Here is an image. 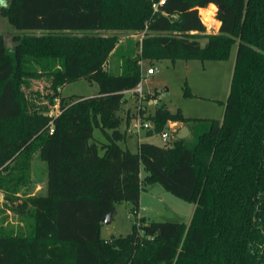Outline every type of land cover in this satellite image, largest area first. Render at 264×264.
Masks as SVG:
<instances>
[{"label":"trees","instance_id":"1","mask_svg":"<svg viewBox=\"0 0 264 264\" xmlns=\"http://www.w3.org/2000/svg\"><path fill=\"white\" fill-rule=\"evenodd\" d=\"M157 1L8 0L0 8L14 32L10 44L0 34V192L23 225L0 227V264H264V0H165L154 11ZM209 5L220 23L212 34L202 16ZM143 31L124 44L115 34ZM233 45L221 121L158 102L145 136L174 122L191 138L141 141L136 152L119 145L131 119L120 116L125 95L144 79V62L222 61ZM112 54L117 74L106 68ZM79 79L96 83L97 95L62 97L60 88ZM34 153L47 176L44 192L30 194ZM155 183L194 204L190 222L136 219L127 235L103 239L102 218L115 204L136 209Z\"/></svg>","mask_w":264,"mask_h":264},{"label":"rangeland","instance_id":"2","mask_svg":"<svg viewBox=\"0 0 264 264\" xmlns=\"http://www.w3.org/2000/svg\"><path fill=\"white\" fill-rule=\"evenodd\" d=\"M8 0H3L1 6H5ZM216 7V6H215ZM217 9V7H216ZM201 12V11H200ZM216 12V11H215ZM214 12V15H215ZM214 15L212 18L215 20ZM201 19V18H200ZM204 20V19H203ZM206 33H216L213 27L206 26ZM13 29L8 25L5 18L0 15V34L4 35L8 44L13 34ZM35 34H40L36 32ZM85 34L97 35V32H85ZM102 35H112L113 32H100ZM120 43L124 44L126 38L138 39L137 35H129L122 32L115 33ZM204 43V40H200ZM236 45H233L229 57L222 61H201V60H160L153 64L144 62L143 76L141 88L144 93L154 95L159 102L170 112L178 109L185 117L198 119H214L221 121L224 113V105L229 92L232 69L235 59ZM148 67H153L155 73L146 75L145 71ZM106 68L112 74L120 72V59L115 54L108 58ZM46 83L43 81H34L33 89L46 92L44 89ZM98 93L96 83H89L84 79H79L63 85L60 88L62 97L82 96L93 97ZM188 93V95H185ZM134 95L126 94V104L122 106L120 114L125 115V110H135L137 101ZM57 104L52 107L49 115L57 113ZM154 110V109H152ZM151 110V112H152ZM124 117V116H123ZM182 125L177 123L173 127L170 142L173 135L176 136ZM125 123H122L121 130H124ZM168 127L166 126L165 129ZM189 131V130H188ZM99 132L94 131V137H98ZM191 134L184 139H190ZM142 141L150 142L155 145L162 146L159 135L152 137L141 136ZM140 141L136 135L127 132L125 141L119 145L131 152L137 151ZM169 142V143H170ZM168 143V144H169ZM167 144V145H168ZM30 183L27 193L37 194L45 190L46 183V165L34 153L30 161ZM141 175H144L143 170ZM194 204L182 200L173 194L164 190L159 184H151L140 193L138 207L133 209L128 202L115 204L114 216L109 223H101L100 235L103 239L108 240L111 237L125 236L130 232L132 224L137 220L148 222H179L188 224L190 222ZM0 227L3 229L17 230L23 227L22 222L15 216L12 211L6 210L0 194Z\"/></svg>","mask_w":264,"mask_h":264},{"label":"built area","instance_id":"3","mask_svg":"<svg viewBox=\"0 0 264 264\" xmlns=\"http://www.w3.org/2000/svg\"><path fill=\"white\" fill-rule=\"evenodd\" d=\"M164 1L165 0H158L156 3H153L152 5L153 10L156 11L157 7L159 5H162ZM199 9H198V14H199ZM199 18H200V14H199ZM144 33L145 31L137 34L139 40L143 38ZM154 73H155V69H153V67H148L145 71L146 75H153ZM140 84L141 82L135 88L126 92V94L134 95L133 97L137 101L135 110L133 111V115L130 119L129 126L127 128V132L129 131L131 134L136 135L138 141L141 140L142 135H144L147 131L152 129L153 124L147 117L150 115V113H152L150 110L154 109V107L158 103V99L152 97L151 94H148L150 95V98L146 99V93L143 92ZM174 126H175L174 122H168L167 123L168 128L163 130L159 134L162 145H166L170 142ZM51 131L52 128H50V132ZM175 137L176 136L173 135V138Z\"/></svg>","mask_w":264,"mask_h":264},{"label":"water","instance_id":"4","mask_svg":"<svg viewBox=\"0 0 264 264\" xmlns=\"http://www.w3.org/2000/svg\"><path fill=\"white\" fill-rule=\"evenodd\" d=\"M2 6L0 5V8ZM207 34H210V33H207ZM189 134V131H188V128L186 126H182L181 129L178 131V133L176 134V138L177 139H184L188 136ZM115 212L114 211H111L109 212L108 214H106L102 220H101V223H109L113 216H114Z\"/></svg>","mask_w":264,"mask_h":264},{"label":"bare ground","instance_id":"5","mask_svg":"<svg viewBox=\"0 0 264 264\" xmlns=\"http://www.w3.org/2000/svg\"><path fill=\"white\" fill-rule=\"evenodd\" d=\"M209 6H208V8L203 10L202 16H203V19H204V22H205L206 26L211 27L213 25H216L217 22L215 20H213L212 17H211L213 11L210 9Z\"/></svg>","mask_w":264,"mask_h":264},{"label":"crops","instance_id":"6","mask_svg":"<svg viewBox=\"0 0 264 264\" xmlns=\"http://www.w3.org/2000/svg\"><path fill=\"white\" fill-rule=\"evenodd\" d=\"M206 8H208V7H206ZM213 15H214V12L212 13ZM212 17V16H211ZM213 19V18H212ZM214 20V19H213ZM216 21V20H215ZM217 22V24L216 25H213V26H211V27H213L214 29H215V31L217 32L218 31V28H219V25H220V23L218 22V21H216ZM234 65V64H233ZM233 70V69H232ZM146 94H150V93H146ZM129 108V107H128ZM126 109L125 110V115H122V114H120V116L123 118V119H125L128 115L130 116V117H132V115H133V110L132 109ZM152 110V109H151ZM150 110V111H151ZM129 111V112H128ZM127 112H128V114H127ZM152 112H153V110H152ZM124 116V117H123ZM177 123H175V125H176ZM181 125V124H180ZM181 129V128H180ZM143 136H145V134L143 135ZM142 140H140V142H141ZM138 147V146H137ZM44 192V191H43ZM42 192V193H43ZM0 194H1V197H2V193L0 192Z\"/></svg>","mask_w":264,"mask_h":264},{"label":"clouds","instance_id":"7","mask_svg":"<svg viewBox=\"0 0 264 264\" xmlns=\"http://www.w3.org/2000/svg\"><path fill=\"white\" fill-rule=\"evenodd\" d=\"M0 4H3V0H0ZM209 7H210V9H211L213 12H215V11L217 10L216 7H215V5H210Z\"/></svg>","mask_w":264,"mask_h":264}]
</instances>
